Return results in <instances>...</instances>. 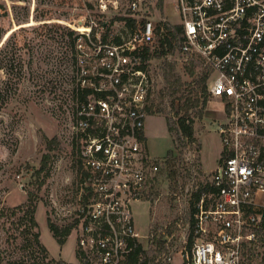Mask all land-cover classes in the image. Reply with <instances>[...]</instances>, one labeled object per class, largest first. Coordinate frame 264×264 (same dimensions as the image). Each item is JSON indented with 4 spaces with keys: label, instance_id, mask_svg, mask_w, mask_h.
<instances>
[{
    "label": "built area",
    "instance_id": "built-area-1",
    "mask_svg": "<svg viewBox=\"0 0 264 264\" xmlns=\"http://www.w3.org/2000/svg\"><path fill=\"white\" fill-rule=\"evenodd\" d=\"M77 1L88 22L68 25L79 36L66 77L71 102H62L76 154L70 196L53 206L58 220L73 222L70 264H261L264 0ZM88 8L103 23L98 26ZM107 12L113 13L108 22ZM160 59L185 74L187 67L194 76L203 69L209 97L226 119L208 188L191 197L195 210L183 245L151 262L147 250L160 234L136 230L132 205L147 199L158 172L144 147V126Z\"/></svg>",
    "mask_w": 264,
    "mask_h": 264
},
{
    "label": "rangeland",
    "instance_id": "rangeland-1",
    "mask_svg": "<svg viewBox=\"0 0 264 264\" xmlns=\"http://www.w3.org/2000/svg\"><path fill=\"white\" fill-rule=\"evenodd\" d=\"M87 10L99 26L98 22L103 18L98 16L97 10ZM85 13L84 5L77 0H0V47H4L7 61L5 69L0 68V97L6 101L0 109V198L4 204L13 206L26 199L23 185L27 183V173L21 168L18 175H12L11 167H22L27 162L38 166L41 154L46 151L45 141L54 136L59 141L58 146L49 151L51 174L46 183L36 190L34 218L45 253L41 254L32 247L27 248V255L20 252L11 243L12 236L17 235L9 224L13 216L3 217L0 218V264L18 258L23 260V264H70L75 260L73 229L65 242L59 245L48 229L47 219L57 224L68 222L54 216L53 206L54 202H64L70 196L67 185L72 180L71 143L67 128L70 112L65 107L63 110L62 106L63 101L68 100L67 104L71 102L72 82L66 77L71 74L72 61L66 43L64 47L66 38L61 41L57 25L69 28V24L87 23L88 18L82 19ZM112 16V12H107L104 18L108 22ZM78 27L83 29L81 25ZM160 63L158 81L148 102L151 108L160 100L162 69L170 65L167 59ZM173 67L181 78V95H186L191 89L194 99H199V109L202 84L198 79L204 76V70L199 67L194 76V70L185 74L181 66L176 64ZM194 78L195 84L189 82ZM181 101V98L176 100L178 107ZM178 107L167 108L165 113L155 110L145 117L144 147L158 164V178L149 188L152 193L147 199L133 203L132 213L135 228L140 234H146L150 226L151 230L160 234L152 243L151 262L162 251L176 252L183 245L193 192L208 180L222 149L218 128L226 115L218 100L207 97L201 116H194V140H185L182 147L174 148L165 116H177L175 111H179ZM193 111L189 109L190 116ZM170 148L174 149L176 156L173 167L178 175L175 178L167 176V150ZM186 167L193 169V175L190 172L186 174ZM158 240L164 245L163 250L157 245Z\"/></svg>",
    "mask_w": 264,
    "mask_h": 264
},
{
    "label": "trees",
    "instance_id": "trees-1",
    "mask_svg": "<svg viewBox=\"0 0 264 264\" xmlns=\"http://www.w3.org/2000/svg\"><path fill=\"white\" fill-rule=\"evenodd\" d=\"M127 21H131V19L127 18ZM99 23H103V21H99ZM57 28L59 30V36L63 39L66 38V41L64 42V47L66 43V47L70 50L71 53V61L73 62V47H75V41L76 38L79 36L75 31L68 28L67 26H61L57 25ZM2 37V30L0 29V39ZM5 51L4 47H0V68L5 69V65L7 64L5 61ZM20 65V60L18 61ZM174 67L172 64L168 65L167 67H164L162 69V80L163 85L160 88V94H159V101L154 105L153 108L151 104L147 103L145 106V110L147 113H151L153 111H159V112H167V108L169 109H176L178 105H176V100L178 98H181V103L179 104V111H175V114L177 116L168 115L165 116V124L168 132L172 136V141L174 142V148L182 147L185 144V140L193 141L194 140V130H193V120L194 116H201L202 107L207 101V97L209 96L207 92V87L205 82V75L203 77H200L198 79L199 83L202 85L200 86V89L202 91V99L201 101V107L197 109V105L199 104V99H194L193 94L191 93V89L186 93V95H181L180 87L182 82L180 76L175 73L173 70ZM187 72L192 73V69L187 67ZM7 72V70H5ZM207 92V93H206ZM191 93V94H190ZM167 98L166 101L162 104V101L164 98ZM5 102L0 97V109L5 106ZM61 106V104L59 105ZM155 108V109H154ZM189 109H193V113L190 116L189 115ZM194 114V115H193ZM45 149L46 151L43 152L39 159L38 166L31 165L30 163H25L22 167L13 165L11 167L12 175H18L21 172V168L25 170L27 173V183L26 185H23V189L26 193V199L22 203L8 206L3 203V201L0 198V218H9L10 216H13L12 221H10L11 227L14 229V231H17V235H13L11 243L16 246L17 249H19L20 252L27 255V248L32 247L35 248L36 251H39L42 253H45L44 246L40 242L39 239V231L36 229L37 222L34 218V212L36 209V190L40 189L41 186H43L47 179L49 178L51 174V156L49 154V151L53 148L57 147L59 144L58 139L54 136L50 139H47L45 141ZM70 154L71 158H74V155L76 154V145L72 142L71 148H70ZM168 155V168H167V176L169 178H175L176 175H178V172L175 170L173 165L175 164L176 156L174 155V149L170 148L167 150ZM171 159V161H170ZM71 165H74V162L71 163ZM2 167V164L0 163V168ZM189 169V167H188ZM186 167V174L189 175L190 169L188 171ZM158 176H156L155 181L152 183V185L156 182ZM208 188V183L205 182L204 184L200 185L196 191L193 192L194 197L196 199L199 198L200 193L203 190H206ZM149 192V194H151ZM191 205V206H190ZM189 211H188V222L191 223L192 221V214L194 212V206L193 202L190 203ZM47 226L49 231L51 232L52 236L56 240V242L59 245H62L66 237L71 233V230L73 228V222H67L64 224H57L55 222L49 221L47 219ZM151 228V226H150ZM19 240V241H18ZM153 243V242H152ZM149 244V249L147 250V254L150 258V254H153L154 247L153 244ZM191 244V236H189L188 246ZM157 245L160 247L161 250L164 249V245L160 240L157 241ZM264 246V243L262 247ZM159 250V249H158ZM264 251V249H263ZM262 260H264V253L262 256ZM48 263V262H47ZM262 263V262H261ZM7 264H23L22 259H14L11 261H8ZM32 264H35L33 262Z\"/></svg>",
    "mask_w": 264,
    "mask_h": 264
}]
</instances>
